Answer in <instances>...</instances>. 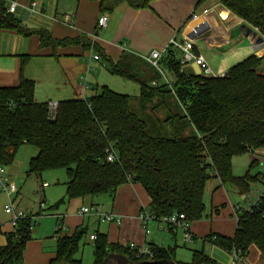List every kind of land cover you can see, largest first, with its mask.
Masks as SVG:
<instances>
[{"label":"trees","instance_id":"1","mask_svg":"<svg viewBox=\"0 0 264 264\" xmlns=\"http://www.w3.org/2000/svg\"><path fill=\"white\" fill-rule=\"evenodd\" d=\"M89 1H99L101 15H112L122 5L141 10L154 0ZM219 1L264 38V0ZM8 5V0H0V30H14L25 37L36 35L41 48L94 49L112 75L136 82L140 94L132 97L105 86L90 97L59 102L51 112L49 103L35 100V82L22 76L18 86L0 88L1 165H11L21 146L35 147L38 154L30 159L29 173L41 177L46 171L64 170L68 201L101 195L113 198L120 186L139 183L151 198L142 212L155 221L175 213L184 214L189 224L201 221L206 210L204 192L213 180L221 187L250 192L257 176H235L232 160L264 149V74L259 72L264 55L246 58L224 76L207 78L183 64L181 51L169 45L160 67L174 81L158 84L164 77L146 61L138 63L125 53L113 64L88 36L57 40L48 30L24 26L16 15L7 13ZM26 60L23 56V65ZM156 99L150 109L156 114L155 121L140 117L133 109L136 102L140 104L137 112H147L148 102ZM110 149L116 153L113 163L107 162ZM254 165L256 162L250 167ZM44 202L42 199L41 204ZM237 217L233 237L210 234L205 240L243 259L255 246L264 261V194L249 210H239ZM87 233L85 227L71 236L57 230V257L51 264H83L75 255ZM96 236L94 264H103L110 254L124 255L133 264H184L174 260L175 248L149 244L150 258L137 256L138 249L110 244L105 234ZM32 239L29 216L6 234L0 264H25L24 252ZM188 264L214 261L203 251H194Z\"/></svg>","mask_w":264,"mask_h":264},{"label":"crops","instance_id":"2","mask_svg":"<svg viewBox=\"0 0 264 264\" xmlns=\"http://www.w3.org/2000/svg\"><path fill=\"white\" fill-rule=\"evenodd\" d=\"M10 1L12 0H8V2ZM13 1L19 6L17 17H21L24 10L30 7L33 2L41 3L45 13L51 16L50 20L40 16H31L23 22L27 28L48 30L57 40L86 35L113 64L118 63L125 53L133 56L138 63H143L145 61L143 57L150 55L153 51L161 52L163 58L172 40L195 41L197 52L206 59L218 76H224L233 66L252 55L260 57L264 54V51L257 52L256 48L250 45L247 32L243 27L244 25L249 26L223 6L219 0H154L149 8L141 10L122 5L112 15H108L107 27L102 30L97 28L98 19L102 16L99 1ZM258 36L261 37L260 34ZM245 46L250 48L246 55H242L241 51H246L243 50ZM23 56L27 57L24 65L22 64ZM94 56H99L94 49L84 51L81 46L58 47L56 50L41 48L40 38L36 35L25 37L14 30L1 29L0 88L18 86L21 77L24 76L35 82V100L40 103H59L90 97L94 93H99L102 87L109 88V84L107 86L105 83L109 81L108 73L111 74L101 57L96 61ZM228 62L231 64L228 65ZM164 81L171 83L174 81V77L168 72L166 75L164 74V79L157 83L162 84ZM263 156L264 149H260L254 153L233 158V166L243 171V174H236L237 170L235 169L233 170L234 175L243 177L250 173L253 177L257 176L255 183L260 181L264 185V175H253L250 172L252 162L262 166ZM7 173L16 183L14 179L16 175L8 170ZM209 189L212 196L210 216L213 220H201L190 224L189 228L193 239L206 238L210 234L233 237L238 222L235 201L241 198L243 193L232 186L221 187L216 180L210 181ZM20 190L19 187V191L15 194V202ZM258 191L260 190L257 188L256 193L259 194L255 198L251 192L246 194L247 200L254 198V203H256L264 194V190ZM105 196H107L106 203L109 206L101 209L102 214L112 215L114 218L112 222H105L102 216L95 213L79 215L82 207L96 206L92 203L94 197L64 202L65 209H58V213L55 214L53 235L46 231L36 232L26 246L24 263L51 264L56 259L57 216L63 217L67 227V231L62 233L64 235L71 236L78 228H87L89 235L85 245L91 242L93 246L94 241L91 240V236L100 233L105 234L108 242L113 245L126 247L129 244H134L139 249L147 247L149 244L165 247L156 243L152 232L151 234L147 233L151 223L161 229L160 221L151 220L147 225L141 221L142 211L146 210L151 203V198L141 184L126 183L117 189L113 198ZM87 201L90 203L87 204ZM239 207L241 211H245V208ZM26 212L28 215H32L28 211ZM219 217L221 219L229 217L230 221L231 219L236 221V223L233 221L234 226L231 232H223L217 227V218ZM206 219L208 220V218ZM13 231L14 226L11 223V218L5 220L0 213V249L6 245V234ZM179 231L171 232L176 236ZM204 242L217 246L206 240ZM240 263L264 264V261L259 250L252 246L246 258L233 262V264Z\"/></svg>","mask_w":264,"mask_h":264},{"label":"rangeland","instance_id":"3","mask_svg":"<svg viewBox=\"0 0 264 264\" xmlns=\"http://www.w3.org/2000/svg\"><path fill=\"white\" fill-rule=\"evenodd\" d=\"M262 37V36H261ZM247 45V43H245ZM250 46V45H249ZM250 47L245 46L243 50L241 51L242 55L247 54V50ZM264 55V54H262ZM231 56V55H229ZM228 56V57H229ZM242 60V59H241ZM233 62V61H232ZM230 62L227 64L229 65ZM231 64V63H230ZM163 71L164 70L163 68ZM259 72L264 74V64L261 66ZM95 75V74H94ZM108 79L105 84H109V88L117 93L130 95L132 97L139 96V85L136 82H133L131 80L124 79L119 76H113L108 73ZM158 102V99L154 100L153 102H148L147 106L150 107L147 112L145 110H142L140 112H137L135 110L136 106L140 105L136 102L133 104L134 111L142 118H149L151 121H155V113L150 112V109L156 105ZM171 103H173L172 100H170ZM174 105V104H172ZM153 112V110H152ZM38 154V150L30 145H23L19 148L17 151L14 161L11 165H7L6 169L10 171L11 173L15 174L16 177L14 178L16 180V184L18 187H20V193L18 195V198L16 200V205L19 209L23 211H28V213H31L32 215V222H33V235L35 236L36 232H43L46 231V233H49L50 235H53L52 230H55V219L56 215L58 213V209H65L63 204H60L59 207L55 209H51L56 204L60 203L62 200L66 199V193H67V187L65 182L68 180L66 172L64 170H51L46 171L42 174L41 177L36 176L35 174L29 173V162L30 159ZM237 170L236 174H243V171H241L240 168H235L233 166V170ZM239 169V170H238ZM251 174H262L264 175V165H256L253 166L251 169ZM43 183H49V187L42 189ZM210 182L208 183L204 196H203V202L205 204V215L202 220L204 221H211V207H212V196L211 191L209 189ZM259 189L262 192L264 190V185L262 182L258 181L257 183H252L250 186L251 194H253L254 198L259 194L256 193V189ZM236 189V188H235ZM13 199H15V195L12 196ZM45 201L43 204H41L42 199ZM247 200L246 194H243L241 198L235 201L236 208H240L239 206L245 208V211L254 203L255 199ZM107 201V196L101 195L96 196L93 198V204H96L102 209L103 207L109 206ZM7 198L5 195H0V213L2 214L3 219L8 220L11 217L7 214H5L3 206L4 204H7ZM18 202V204H17ZM90 201H87V204H89ZM95 211V210H94ZM229 211V210H228ZM95 213V212H92ZM208 215V217H206ZM208 218V220L206 218ZM226 217V214H225ZM218 220V228H220L223 232H231L232 228L234 226V219L223 218L221 217L217 218ZM161 223V229H159L155 224H150L149 226V233L155 239L156 243L168 247L171 246L172 248H175V257L174 260L176 262L188 264L193 261V251H203L204 254L212 259L214 261V264H233L234 255L233 253L227 252L217 246H213L211 244L205 243V237H199L192 242L185 243L183 238V232L179 231L176 236H174V233L168 229L167 225L165 223ZM236 223V221H235ZM88 233L86 237H84L82 241V247L81 250L77 255H75L76 259H81L83 261V264H94V255H93V246L91 242H88L87 245H85V241L88 237ZM151 236V237H152ZM205 243V244H204ZM83 249V250H82ZM243 264V263H240Z\"/></svg>","mask_w":264,"mask_h":264},{"label":"built area","instance_id":"4","mask_svg":"<svg viewBox=\"0 0 264 264\" xmlns=\"http://www.w3.org/2000/svg\"><path fill=\"white\" fill-rule=\"evenodd\" d=\"M19 6L15 1H10L7 13L11 15H16L18 13ZM31 16H40L44 17L45 19H51V16L45 13V10H43V7L41 3L39 2H33L30 7L24 10V13L21 17L18 16V18L25 22L29 19ZM108 15H102L97 22V28L99 30H102L107 27L108 23ZM264 38L262 43H256L255 40L250 41V45L253 48H256L257 52H260L261 50L264 51L263 47ZM170 45H174L175 48H177L182 53V62L183 64L191 65L195 64L199 67L201 70V75L207 77V78H215L218 77L212 67L209 65V63L206 61V59L200 55L197 52L195 41L193 40H185L183 42H178L177 40H172ZM162 58V53L159 51H153L150 53V55L143 57V59L154 69H156L163 77L164 73L160 67V60ZM94 60L98 61V56H94ZM153 86H156L157 83L153 82ZM57 108V103H49V109L51 112H54ZM0 148H1V142H0ZM264 157V156H263ZM116 153L113 149H110L108 151V157L107 162L113 163L116 161ZM262 163L264 164V158L262 159ZM49 184H43L42 189L48 187ZM19 191V187L15 183L13 179L8 175L6 166L0 164V195H5L7 198V204L3 207L5 214L9 215L11 217V223L14 226V228L17 225V222L21 219L28 218L30 215L27 214V212L21 210L18 208V206L15 203V199L12 198L13 195H15ZM258 201V200H257ZM256 201V203H257ZM254 203V204H256ZM95 210V211H94ZM240 209L237 208L236 211V219L238 221L237 212ZM95 212V214L102 216L104 218L105 222H112L114 220L112 215H104L102 214V210L99 206H93V207H82L79 211V215H89L90 213ZM141 221L147 225V223L151 220H154V218L148 214V213H141L140 215ZM119 222V220H118ZM160 222L165 223L171 231L174 233L177 231H183V238L184 242H192L193 236L190 232V224L187 222V218L184 214L175 213L169 217L163 218L160 220ZM57 230L64 233L67 231V227L65 226L63 217L57 216ZM149 231H147L148 233ZM97 239L96 235L91 236V240L95 241ZM130 250H137V256L140 255H147L148 257H152L151 252L147 247H144L142 249H139L134 244L127 245ZM234 259L235 261L242 260L243 258L240 256V254L234 252Z\"/></svg>","mask_w":264,"mask_h":264},{"label":"water","instance_id":"5","mask_svg":"<svg viewBox=\"0 0 264 264\" xmlns=\"http://www.w3.org/2000/svg\"><path fill=\"white\" fill-rule=\"evenodd\" d=\"M243 27L246 30L247 38L250 41L255 40L256 43L263 42V38L258 36V34L254 30L250 29L246 25H244ZM192 68L197 76H201V70L199 69L197 65L193 64ZM112 263L114 264H133L127 257L121 254H110L105 258L103 262V264H112Z\"/></svg>","mask_w":264,"mask_h":264}]
</instances>
